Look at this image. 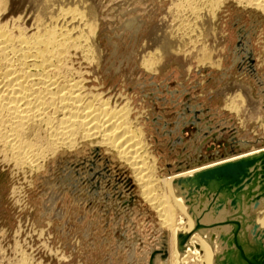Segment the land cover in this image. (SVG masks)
I'll return each instance as SVG.
<instances>
[{"label": "rangeland", "instance_id": "rangeland-1", "mask_svg": "<svg viewBox=\"0 0 264 264\" xmlns=\"http://www.w3.org/2000/svg\"><path fill=\"white\" fill-rule=\"evenodd\" d=\"M95 2L101 9L100 69L77 55L72 74L81 79L84 94L96 95L114 108H127L133 126L143 132L156 179L176 173V156L183 146L171 151L162 126L177 121L183 107L175 101L181 104L188 95L194 105L210 110L204 117L211 115L214 124L234 126L240 140L247 137L251 147L239 153L264 146V119H257L261 111L246 113L238 101L236 112L231 102L239 92L236 84L251 87L252 98L264 99L256 79L245 69L243 43L239 48L243 52L233 53L239 37L249 32L257 74L264 78L263 12L236 0L225 1L212 28L219 40L213 46L216 65L198 67L199 59L191 50L170 55L148 71L141 65L142 53L157 25L168 20L170 0ZM172 92L179 93L172 97ZM156 119L160 125L154 123ZM195 134L196 127L185 128V143H191ZM229 136L219 143L211 141L204 154L223 151ZM99 141L80 140L71 149L58 148L39 170L20 166L8 151L0 150V264H148L151 237L162 228L158 214L144 201L131 168L111 148L94 147ZM95 160L97 168L91 166ZM178 215L180 220L179 210ZM134 249L135 261L130 263Z\"/></svg>", "mask_w": 264, "mask_h": 264}, {"label": "bare ground", "instance_id": "bare-ground-1", "mask_svg": "<svg viewBox=\"0 0 264 264\" xmlns=\"http://www.w3.org/2000/svg\"><path fill=\"white\" fill-rule=\"evenodd\" d=\"M95 1L0 0V150L8 151L4 152L10 153L20 166L39 170L47 155L54 154L56 149H71L80 140L100 139L94 147L111 148L133 171V180L140 187L144 201L158 214L160 231L170 234L169 264H175L174 235L181 227L178 215L181 210L171 191L175 173L156 179L143 132L133 126L127 108H114L96 95L84 94L81 79L72 74L71 64L77 55L100 69L102 55L97 35L101 9L98 11L99 3ZM225 1L170 0V16L161 20L148 37L150 44L146 43L148 48H144L141 65L152 71L168 56L191 50L199 59L198 67L216 65L213 46L219 40L212 28ZM236 1L264 13V0ZM244 34L239 37L244 52L238 47L233 53L237 56L242 51L255 57L252 35L247 31ZM251 75L259 84V94L264 96V78ZM235 90L239 92L231 98L232 110L239 112L241 101L246 113L260 110L257 119H264V99L252 98L251 87L236 84ZM225 126L234 127L224 123L214 132L224 138L229 136L230 131L225 134L221 131ZM240 138L248 142L246 136ZM97 162H91V166L97 168ZM149 254L150 251L146 255L148 259ZM135 255V249L129 253L130 263L135 261Z\"/></svg>", "mask_w": 264, "mask_h": 264}, {"label": "water", "instance_id": "water-1", "mask_svg": "<svg viewBox=\"0 0 264 264\" xmlns=\"http://www.w3.org/2000/svg\"><path fill=\"white\" fill-rule=\"evenodd\" d=\"M241 44L239 39L237 46ZM244 61L248 72L256 75L253 55ZM187 99L181 104L175 101L183 107L177 121L162 126L171 151L183 146L171 181L173 198L183 214L174 235L175 264H191L189 259L194 264H264V148L238 154L251 144L237 138L235 127L225 126L220 130L230 131L229 146L204 154L211 141L224 140L214 132L223 123L214 124L211 115L204 117L209 109L194 105L190 95ZM189 126L196 127V134L185 143L182 135ZM127 182L133 187L130 179ZM156 233L151 237L148 264H168L170 234L160 229Z\"/></svg>", "mask_w": 264, "mask_h": 264}]
</instances>
